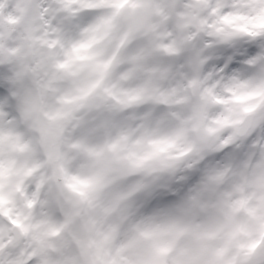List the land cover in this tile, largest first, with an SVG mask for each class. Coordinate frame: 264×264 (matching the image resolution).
<instances>
[{"label":"clouds","instance_id":"clouds-1","mask_svg":"<svg viewBox=\"0 0 264 264\" xmlns=\"http://www.w3.org/2000/svg\"><path fill=\"white\" fill-rule=\"evenodd\" d=\"M0 264H264V0H0Z\"/></svg>","mask_w":264,"mask_h":264}]
</instances>
